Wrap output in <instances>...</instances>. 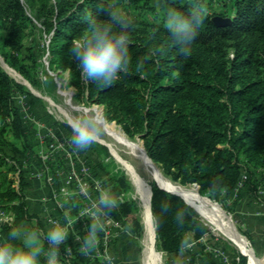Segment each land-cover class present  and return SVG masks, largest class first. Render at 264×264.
Instances as JSON below:
<instances>
[{"label": "trees", "instance_id": "obj_1", "mask_svg": "<svg viewBox=\"0 0 264 264\" xmlns=\"http://www.w3.org/2000/svg\"><path fill=\"white\" fill-rule=\"evenodd\" d=\"M126 1L137 10V19L128 29L129 71L120 73L112 86L100 87L81 78L70 48L73 39L88 28L89 18L106 19L107 9L115 0H24L44 30L51 32L48 68L67 72V85L75 90V100L100 105L107 121L119 124L130 138L138 136L147 157L171 180L197 185L200 195L216 196L223 208L233 191L239 196L242 187L252 184L251 177L256 181L252 184L254 190L264 185V0H227L229 15L209 12L217 0H205L208 16L187 57L171 45L162 23V7L153 5L151 0ZM162 2L185 14L191 8V0ZM146 11L151 13V19H145ZM215 16L228 18V23L215 24ZM27 21L29 17L20 0H0V30L10 25V35L3 39L0 53L10 67L36 84L30 67L17 54L3 49L8 46L19 51L18 37L14 39L18 27ZM136 25L143 28L137 30ZM17 90L23 91L22 86L0 67V207L13 219L12 223L0 221L2 239L25 221L35 219L40 226L37 214L29 211L26 202L28 172L22 161L4 151L7 147L12 153L25 156L30 147L20 109L13 101ZM9 136L20 145L10 141ZM244 171L249 176L237 188ZM108 181L116 196L125 191L122 174H110ZM150 188L151 215L161 216L160 226L154 231L156 248L176 254L184 248L186 234L192 233L198 251L183 263L193 264L197 258L204 264H221L215 260V252L222 246L229 248L230 243L214 235L181 197L155 182ZM161 203L169 205L166 213H161ZM133 209L132 201L120 204L118 214L123 224L130 223ZM178 212H183L182 223L177 221ZM89 223L90 220L77 217L68 239L60 246V255L66 254V247L70 249L72 264L77 259L81 264L91 260L90 254L82 255L76 246V238L86 234ZM102 235L103 232L99 234ZM205 235L209 242L214 240L209 248L200 241ZM246 237L250 238L248 234ZM44 247L48 248L47 241ZM230 250L233 263L247 264L245 255L234 247Z\"/></svg>", "mask_w": 264, "mask_h": 264}, {"label": "rangeland", "instance_id": "obj_2", "mask_svg": "<svg viewBox=\"0 0 264 264\" xmlns=\"http://www.w3.org/2000/svg\"><path fill=\"white\" fill-rule=\"evenodd\" d=\"M20 2L25 7V14L29 17V21L17 29L18 32L14 40H17L18 37L19 51L15 52L8 46H4L3 49L8 54H17L19 59L30 67L36 84L30 83L10 67L1 53L0 67L3 70H5L4 67L10 69L23 81H17L5 70L23 88V91L17 90L14 93L13 101L20 109L23 128L30 147L25 151V156L14 154L7 147L4 148V151L22 161L24 169L28 172L27 187L25 188L26 202L29 211L37 214L40 226L35 219L22 224L30 229L45 233L53 221L61 223L70 221L71 229L77 217L89 220L90 206L102 190L111 187L108 175L113 174L117 177L122 174L126 180V184L124 183L122 186L126 189L124 192H119L117 197L122 202H133L135 209L130 216V223L127 225L122 223L118 209L112 212L105 221V229L102 237L99 236L97 249L88 256L91 260L87 264H184L183 260L188 261L190 255L196 254L198 251L197 242L193 239L192 233L186 234L185 246L176 254L159 251L156 248L154 233L150 254L146 256V236L152 215L148 216L147 214L145 199L148 186L155 180L140 160L125 146L108 136L103 127L97 141L84 151H77L70 143L71 127L68 118L75 122L83 113L92 112L98 116L101 115V119L106 123H113L115 130L122 132L123 130L119 124L107 121L103 117V109L100 105L74 99L75 90L67 85V72H52L48 68V42L51 32L48 34L44 30L41 20L36 18L26 7L24 0H20ZM151 3L156 6L155 0H151ZM111 6L122 9L131 22L137 19H135L137 10L126 0H115ZM161 7L164 10L170 9L163 2ZM229 8L227 0H217L209 12L221 11L229 15ZM145 13L147 17L145 19H151V13L148 11ZM15 24L18 25L17 22ZM9 27L10 25L8 28L0 30V48L3 46L1 45L3 39L10 35ZM142 28L143 26L136 25L137 30ZM148 33L149 31L146 30L145 34ZM124 135L129 140L143 145L138 136L130 138L125 133ZM8 139L20 145L10 136ZM102 140L111 143L114 150L111 152ZM128 165L132 168V172ZM159 170L161 171L160 168ZM161 173L183 189L198 191L197 186L193 184L181 185L171 180L162 171ZM244 173L248 178L249 172L244 171ZM135 177L143 182L142 186L136 184ZM250 179L252 184H256L255 177ZM252 184L245 186L247 190L239 192V196H237V191H233L234 193H231L225 200L224 207L230 212L223 208L216 196L210 198L199 195L222 209L239 235L246 240L247 247L251 249L259 264H264V185L260 184L254 190ZM200 214L214 235L224 238L230 243V247H234L241 253L208 217L201 211ZM12 220L11 213L0 207V221L12 223ZM86 234L76 238L79 239L78 244L74 239L72 240L75 245L77 244L78 249ZM246 234L250 236L249 239ZM0 239L2 238L0 237ZM200 241L209 248L210 243H213L214 240L209 242V236L205 235ZM15 243L19 244L20 242ZM222 247L215 252V260L221 264H238L231 260L230 247H223L224 250ZM66 249V254L60 255L61 264H70L74 258L70 249L68 247ZM42 260L43 258H41V264H44V260ZM74 261L75 264H81L78 259ZM193 264L204 263L196 258Z\"/></svg>", "mask_w": 264, "mask_h": 264}, {"label": "clouds", "instance_id": "obj_3", "mask_svg": "<svg viewBox=\"0 0 264 264\" xmlns=\"http://www.w3.org/2000/svg\"><path fill=\"white\" fill-rule=\"evenodd\" d=\"M162 6V0H155ZM208 16L205 0H191L190 11L185 14L175 9H165L163 27L168 31L172 46L185 57L192 53V44ZM131 20L119 7L110 6L107 18H89L88 28L73 39L70 54L77 62L81 78L85 82L96 83L100 87H110L127 73L130 65L128 29ZM71 127L70 143L77 151H84L99 138L102 121L94 113L81 114ZM122 201L111 189L102 190L88 211L90 223L83 237L79 252L89 255L99 244V234L105 229V221L116 211ZM161 213L169 210V205L161 203ZM177 221L183 222V212L177 213ZM161 216L152 214L151 223L155 231L159 228ZM71 222L53 221L45 233L20 224L11 229L7 238L0 239V264H61L60 246L69 236ZM128 231V229H125ZM43 237V238H41ZM19 241L20 243H14ZM44 241L48 248L45 249Z\"/></svg>", "mask_w": 264, "mask_h": 264}, {"label": "bare ground", "instance_id": "obj_4", "mask_svg": "<svg viewBox=\"0 0 264 264\" xmlns=\"http://www.w3.org/2000/svg\"><path fill=\"white\" fill-rule=\"evenodd\" d=\"M4 69L17 81L23 82L22 79L10 69L4 67ZM95 111V110H94ZM96 114V113H95ZM97 115V114H96ZM98 116V115H97ZM101 119V115L98 116ZM102 127L105 133L110 136L115 142L125 146L140 162L142 165L147 169V171L151 174L153 179L157 181V183L168 189L170 191L176 192L182 195L185 200L193 205V207L200 213L208 217L214 225L218 228V230L228 238L231 239L232 243L248 258V264H259L258 260L255 258L253 252L249 247H247L246 240L239 235L237 230L234 228L230 219L224 214L222 209L217 205L211 204L205 198L201 197L196 190H186L180 187L177 184L172 183L168 178H166L161 171L159 170L158 166L153 163L145 154L143 150V146L141 143L129 140L121 130H115L113 123H106L102 120ZM68 123L71 125L74 122L68 118ZM112 140V141H113ZM103 143L107 145V147L112 152L114 147L111 143L105 142L102 140ZM128 151V152H129ZM123 162V161H122ZM126 167V166H125ZM128 168L132 172V168L128 165ZM135 175V174H134ZM138 177V176H137ZM135 177V182L137 185L142 186L143 182L139 178ZM145 207L148 216L150 215L149 211V193L147 188V196L145 199ZM154 233L152 228L151 220L148 223V232L146 236V256L150 254L152 244L154 241Z\"/></svg>", "mask_w": 264, "mask_h": 264}, {"label": "water", "instance_id": "obj_5", "mask_svg": "<svg viewBox=\"0 0 264 264\" xmlns=\"http://www.w3.org/2000/svg\"><path fill=\"white\" fill-rule=\"evenodd\" d=\"M214 23L215 24H217V25H226L227 23H228V18H222V17H219V16H215L214 17ZM5 71V70H4ZM6 72V71H5ZM7 73V72H6ZM8 74V73H7ZM9 75V74H8ZM145 150V149H144ZM156 182V181H155ZM156 184L160 187V188H162V189H164V190H166V191H168V192H170V193H172V194H175V195H178L179 197H181L189 206H191L200 216H202L190 203H188L186 200H185V198L182 196V195H180V194H178V193H176V192H173V191H170V190H168V189H165L164 187H161L157 182H156ZM193 185H195V184H193ZM195 186H197V185H195ZM198 188V187H197ZM148 189H149V211H150V214H151V210H150V198H151V188H150V186H148ZM197 193H198V191H197ZM199 194V193H198ZM153 233H154V230H153ZM231 240V239H230ZM242 253V252H241ZM243 255H245L244 253H242ZM246 256V255H245ZM247 257V256H246Z\"/></svg>", "mask_w": 264, "mask_h": 264}, {"label": "built area", "instance_id": "obj_6", "mask_svg": "<svg viewBox=\"0 0 264 264\" xmlns=\"http://www.w3.org/2000/svg\"><path fill=\"white\" fill-rule=\"evenodd\" d=\"M246 178H247V175L245 173H242L241 177H240V179H239V181H238V183L236 185V187L237 188L242 187V185H243L244 181L246 180Z\"/></svg>", "mask_w": 264, "mask_h": 264}, {"label": "crops", "instance_id": "obj_7", "mask_svg": "<svg viewBox=\"0 0 264 264\" xmlns=\"http://www.w3.org/2000/svg\"><path fill=\"white\" fill-rule=\"evenodd\" d=\"M244 190H247V187H242L241 188V190H240V192H243ZM234 193V192H233ZM193 206V205H192ZM202 217V216H201ZM202 219H204L203 217H202ZM222 233V232H221ZM224 234V233H223ZM248 264V263H247Z\"/></svg>", "mask_w": 264, "mask_h": 264}]
</instances>
